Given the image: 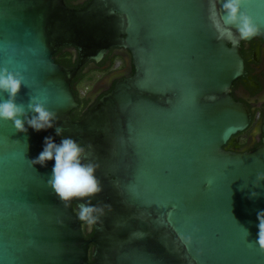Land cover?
I'll use <instances>...</instances> for the list:
<instances>
[{"label":"water","instance_id":"95a60500","mask_svg":"<svg viewBox=\"0 0 264 264\" xmlns=\"http://www.w3.org/2000/svg\"><path fill=\"white\" fill-rule=\"evenodd\" d=\"M209 9L210 0H91L81 9L0 0V67L24 77L16 103L37 96L64 130L25 124L23 133L0 120V264H264L249 244L264 211V181L254 184L264 172V137L251 152L226 149L251 126L232 88L247 74L242 42L264 40V0L245 5L261 29L248 40L235 29L218 38ZM65 46L79 57L74 68L54 59ZM111 48L131 54L133 76L73 120L72 82ZM48 136L85 148L83 162L98 165L99 194L66 204L53 193L54 161H30ZM89 200L111 210L86 238L73 204ZM181 235L192 236L190 247Z\"/></svg>","mask_w":264,"mask_h":264},{"label":"clouds","instance_id":"9594fccd","mask_svg":"<svg viewBox=\"0 0 264 264\" xmlns=\"http://www.w3.org/2000/svg\"><path fill=\"white\" fill-rule=\"evenodd\" d=\"M250 0H210V19L219 34L218 38L231 37L232 29H235L241 40H248L260 34L261 29L253 17L245 9ZM217 4L220 7H217ZM24 85V77L20 72H13L8 67H0V93H7L8 98L0 100V120L11 121L18 132L27 133L28 127L39 132L55 128L57 136L63 135V128L56 126L59 117L54 111L49 110L45 103L37 96H31L30 102L16 103V97ZM32 115L29 118L28 113ZM27 124L28 127H25ZM85 148L70 137L63 138L59 144L54 142L51 136L44 138L43 150L31 161L32 165L46 167L49 161H54L48 186L53 193L66 204L73 199L91 198L99 194L103 188L100 180L95 175L98 165L83 162ZM264 181V172H258L255 186L259 187ZM211 184V180L208 181ZM258 193H251L255 198ZM111 210L110 205L95 206L89 202L79 206L78 218L88 225L102 223L101 217L105 215V209ZM258 238L255 244L261 252H264V211L257 214ZM246 239L249 235L245 230ZM180 239L186 247H190L192 236L181 235Z\"/></svg>","mask_w":264,"mask_h":264},{"label":"flooded vegetation","instance_id":"af4514ba","mask_svg":"<svg viewBox=\"0 0 264 264\" xmlns=\"http://www.w3.org/2000/svg\"><path fill=\"white\" fill-rule=\"evenodd\" d=\"M66 1L71 2V5L79 6L87 0ZM242 52L247 74L234 83L232 95L237 101L243 102L249 108L252 122L246 132L234 136L226 146L227 150L238 153L255 150L262 145L264 137L262 130L264 107V40L255 38L248 42L243 41ZM85 65L84 72L88 75V80L79 81L72 87L74 89L81 88V95L86 97L91 104L102 94H105L114 83L116 84L118 81L133 76L134 73L132 74V72H135L131 54L123 48H111L100 63L94 64L93 62H88ZM95 77H101V80H108V83L95 96H90L89 94L92 88L88 86V82H91L90 79ZM73 207L74 211L78 214V205L73 204ZM81 224L84 228L86 238L92 237L95 231L94 225L90 226L82 221ZM94 250L95 245L90 244V262H94Z\"/></svg>","mask_w":264,"mask_h":264},{"label":"trees","instance_id":"16d2710c","mask_svg":"<svg viewBox=\"0 0 264 264\" xmlns=\"http://www.w3.org/2000/svg\"><path fill=\"white\" fill-rule=\"evenodd\" d=\"M66 1V0H65ZM91 0H87L84 4H81L79 6H74L71 5V2H67L66 4L68 7L70 8H75V9H81L84 8L85 6L88 5V3ZM75 49L73 47H62L61 49H59L56 54L54 55V59L56 61V63L65 66L67 68H74L77 63L79 62V57L74 53ZM86 65L78 72L77 77L74 79V81L72 82V86H75L77 84V82L82 81V80H88V75L86 74L85 71ZM134 72H132L133 74ZM115 83L110 87V89L105 93H109L110 91H112V89L114 88ZM72 89L74 90V93L76 95V99L79 102V108L73 110L71 116L73 118V120H78V119H83L85 117V115L92 110L95 105L98 103L99 99L104 96L105 94H102L100 97H98L96 99V101L94 103H90L88 99H86V97L82 96L80 93L81 88H77L74 89L72 87Z\"/></svg>","mask_w":264,"mask_h":264},{"label":"rangeland","instance_id":"374dc122","mask_svg":"<svg viewBox=\"0 0 264 264\" xmlns=\"http://www.w3.org/2000/svg\"><path fill=\"white\" fill-rule=\"evenodd\" d=\"M102 78H91V82H88V86L92 89L90 90V96H95L99 93L102 89L107 86L108 80H101ZM101 81V82H99ZM84 94V93H83Z\"/></svg>","mask_w":264,"mask_h":264}]
</instances>
